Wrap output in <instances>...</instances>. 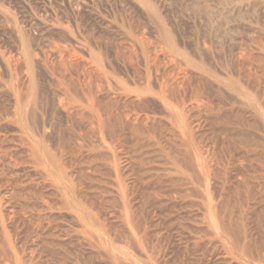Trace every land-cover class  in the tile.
Wrapping results in <instances>:
<instances>
[{
	"label": "rangeland",
	"instance_id": "obj_1",
	"mask_svg": "<svg viewBox=\"0 0 264 264\" xmlns=\"http://www.w3.org/2000/svg\"><path fill=\"white\" fill-rule=\"evenodd\" d=\"M0 264H264V0H0Z\"/></svg>",
	"mask_w": 264,
	"mask_h": 264
}]
</instances>
